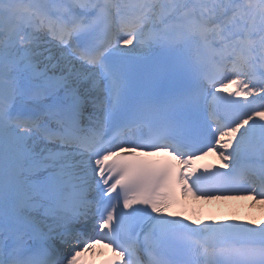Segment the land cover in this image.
<instances>
[{"label": "snow or ice", "instance_id": "6c2138e0", "mask_svg": "<svg viewBox=\"0 0 264 264\" xmlns=\"http://www.w3.org/2000/svg\"><path fill=\"white\" fill-rule=\"evenodd\" d=\"M104 249L264 264V0H0V264Z\"/></svg>", "mask_w": 264, "mask_h": 264}, {"label": "bare ground", "instance_id": "6f19581e", "mask_svg": "<svg viewBox=\"0 0 264 264\" xmlns=\"http://www.w3.org/2000/svg\"><path fill=\"white\" fill-rule=\"evenodd\" d=\"M240 200L214 201L212 203L213 208L211 209L200 207V215L203 214L207 217L212 216L220 220L226 219L228 217H236L239 221H243L248 218L260 217L261 209L258 205L254 207L252 201L246 205V207H248L246 213L241 216L240 213L237 212V208L241 206V202H239ZM192 202H197V205H191L190 202L186 203V205L189 204V208L184 207V214L192 216L197 212V210L199 209L198 206H200V204H203V202L209 204L211 203V201H198L194 199L192 200Z\"/></svg>", "mask_w": 264, "mask_h": 264}, {"label": "rangeland", "instance_id": "374dc122", "mask_svg": "<svg viewBox=\"0 0 264 264\" xmlns=\"http://www.w3.org/2000/svg\"><path fill=\"white\" fill-rule=\"evenodd\" d=\"M246 201H248V199H243L241 200V206L239 208H237V212L240 213L241 216H243L244 213V205L246 204ZM241 208V209H240Z\"/></svg>", "mask_w": 264, "mask_h": 264}]
</instances>
